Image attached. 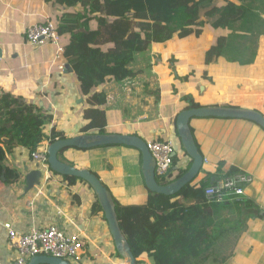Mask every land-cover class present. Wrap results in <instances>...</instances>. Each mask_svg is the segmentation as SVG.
<instances>
[{
	"label": "crops",
	"instance_id": "0c3cea01",
	"mask_svg": "<svg viewBox=\"0 0 264 264\" xmlns=\"http://www.w3.org/2000/svg\"><path fill=\"white\" fill-rule=\"evenodd\" d=\"M173 1L146 0L149 11L165 8ZM82 9L81 5L66 9L51 0H0V97L8 95L22 104L36 106L37 112L51 119V126L56 125L70 137L84 134L81 127L87 102L80 82L74 68L66 67L64 51L59 54L57 46L49 42L32 47L26 41L25 30L47 19L57 24L71 14L77 17L71 19L72 26L84 31L79 19ZM233 26H208L199 36L175 35L137 53L131 64L133 77L98 87L107 96V133L134 134L146 141L172 140L176 144V167H185L192 159L181 146L176 126L178 114L186 109L184 95H192L201 106L237 107L264 115V33L256 35L252 20L250 28L237 31ZM90 28L96 29L95 20L90 22ZM221 35H227V46L220 57L208 62L207 52L215 48ZM69 39L68 34L62 35L61 44ZM190 126L205 158L196 183L211 185L232 169L253 176L244 194L235 199L239 202L220 206L205 221L210 239H204L203 229L195 249L200 259L192 264H217L200 261L205 255H228L218 264H264V216L260 214L264 210V128L251 120L220 117H193ZM1 138L10 146L7 165L21 179L0 184V264L17 256L4 227L6 222L19 232L50 225L67 232L81 231L87 236L85 249L73 264H127L117 254L93 188L60 179L50 170L43 172L41 183L28 191L26 177L38 168V163L27 148L15 141L10 145L9 137ZM94 148H70L63 156L76 167L96 171L116 200L145 203L148 189L137 149L126 145ZM128 150L137 152L134 176L127 174V161L122 159ZM184 203L191 205L195 201ZM236 239L233 250L229 249ZM139 261L154 264L149 257H140Z\"/></svg>",
	"mask_w": 264,
	"mask_h": 264
},
{
	"label": "trees",
	"instance_id": "16d2710c",
	"mask_svg": "<svg viewBox=\"0 0 264 264\" xmlns=\"http://www.w3.org/2000/svg\"><path fill=\"white\" fill-rule=\"evenodd\" d=\"M51 1L66 9L81 5L88 10L79 15L80 26L84 31L72 26L71 19L77 17L71 14L57 23L60 33L70 37L69 42L64 44L62 58L74 68L87 102L83 110L82 133H107V96L98 87L111 81L121 82L133 77L135 71L131 64L136 54L148 51L154 42H165L175 35L199 36L208 26L227 29L249 19L252 20L256 35L264 33V17L260 14H264V1L261 2L260 13L253 9L254 0H204L201 3L200 0H175L157 11H149L146 0ZM196 10L199 11L198 16L195 15ZM92 20H95V30L90 28ZM227 43V35L219 36L215 48L207 52V61L213 62L220 57ZM183 100L186 101V109L201 107L192 95H184ZM36 109V106L22 104L14 97H0V144H3L0 145V184L14 183L21 179V175L7 165L10 146L2 136L9 137L10 145L15 141L27 148L31 158L32 153L44 141L51 144L70 137L56 125L51 126V119ZM179 141L181 143L180 138ZM68 149L70 148L60 151L59 158L76 166L63 156ZM137 151L142 162V154L138 149ZM177 164L178 158L175 156L172 171L166 177L157 175L159 184L166 185L179 179L191 166L190 163L185 167H176ZM89 170L100 178L96 171L91 168ZM232 170L228 174L237 172ZM55 175L71 183L79 181L91 187L80 177L58 173ZM195 179L174 195L148 190L147 201L143 204H124L112 197L120 228L130 244L137 264L140 257H149L154 264H192L200 259L195 249L199 246V238L203 237L202 230L206 231L205 221L220 206L234 202L209 201L205 194L209 184H198ZM104 185L107 187L105 183ZM187 200L195 203L187 205L184 203ZM97 205L103 210L99 201ZM204 239H210L207 231ZM237 241L236 239L229 249L233 250ZM117 254L123 259L118 252ZM227 257L228 255H205L200 261L210 260L218 264Z\"/></svg>",
	"mask_w": 264,
	"mask_h": 264
},
{
	"label": "water",
	"instance_id": "95a60500",
	"mask_svg": "<svg viewBox=\"0 0 264 264\" xmlns=\"http://www.w3.org/2000/svg\"><path fill=\"white\" fill-rule=\"evenodd\" d=\"M66 67L71 69V65L69 63ZM193 117L246 119L254 121L264 128V115L259 111L251 109L224 106H201L199 108H191L181 111L177 117V131L179 138L181 139L182 146L191 157L192 162L191 166L182 177L166 185L159 184L157 181L155 161L152 153L147 146V141L138 135L122 133H84L65 139H59L48 146V162L50 169L53 172L66 176L80 177L91 185L105 213L116 249L125 259L127 264H137L136 257L120 228L115 203L109 189L104 185L102 180L89 169L79 168L60 160L59 152L72 147L79 149H91L107 145H126L136 148L142 154V172L147 189L157 193L174 195L198 176L205 161V158L201 154L195 141L190 126V122ZM42 177L43 171L38 165V168L31 171L26 177L27 190L29 191L39 185ZM260 214L264 216V210ZM28 264L73 263L59 257L38 255L33 256L29 260Z\"/></svg>",
	"mask_w": 264,
	"mask_h": 264
},
{
	"label": "built area",
	"instance_id": "2783aa9c",
	"mask_svg": "<svg viewBox=\"0 0 264 264\" xmlns=\"http://www.w3.org/2000/svg\"><path fill=\"white\" fill-rule=\"evenodd\" d=\"M25 38L32 47L49 42L57 46L59 54L64 51V45L61 44L62 34L52 19L29 25L25 30ZM49 144L46 143L32 153V158L43 172L51 170L48 162ZM147 146L155 161L156 175L166 177L174 166L176 144L172 140L152 139L147 141ZM252 179L253 176L245 171L226 174L206 187V197L209 201L217 203L234 201L244 194L246 185ZM1 211L0 204V214ZM4 227L17 254L13 261L4 264H28L33 256L38 255L59 257L72 262L79 259L85 249L87 236L85 237L81 231L67 232L57 225H50L46 228L32 227L27 232H19L11 222L4 223Z\"/></svg>",
	"mask_w": 264,
	"mask_h": 264
},
{
	"label": "rangeland",
	"instance_id": "374dc122",
	"mask_svg": "<svg viewBox=\"0 0 264 264\" xmlns=\"http://www.w3.org/2000/svg\"><path fill=\"white\" fill-rule=\"evenodd\" d=\"M262 1L264 0H254V4H253V9L254 11H256L257 13H260V10L262 8ZM84 11H87V8H84L82 9V12ZM197 10H196V13L195 15H197ZM262 15V17H264V14L263 13H260ZM250 25H251V19H249L248 21H245V22H239V23H236L233 27L235 30L237 31H240V29H243L244 27L245 28H250ZM136 151L134 150H128V151H125L124 152V155L122 156V159L127 161V174H130V176H134L135 175V171H136V164H135V161H136ZM123 179V180H122ZM121 180L124 182L126 181V177L122 178Z\"/></svg>",
	"mask_w": 264,
	"mask_h": 264
}]
</instances>
